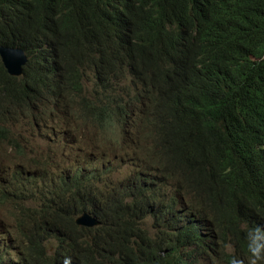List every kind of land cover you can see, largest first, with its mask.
<instances>
[{
    "label": "trees",
    "instance_id": "1",
    "mask_svg": "<svg viewBox=\"0 0 264 264\" xmlns=\"http://www.w3.org/2000/svg\"><path fill=\"white\" fill-rule=\"evenodd\" d=\"M0 44L30 58L20 79L0 61L17 156L0 264H247L264 228V0H0ZM22 122L58 123L44 141L76 154L28 157Z\"/></svg>",
    "mask_w": 264,
    "mask_h": 264
},
{
    "label": "rangeland",
    "instance_id": "2",
    "mask_svg": "<svg viewBox=\"0 0 264 264\" xmlns=\"http://www.w3.org/2000/svg\"><path fill=\"white\" fill-rule=\"evenodd\" d=\"M47 122V121H46ZM48 123V122H47ZM24 126V127H23ZM13 129L20 135L24 136L26 138L25 143V152L28 157H37V151L45 152L47 149L52 150L51 157L53 159H58L59 157L63 156H74L76 154V148L75 147H68L69 143L66 144V146H62L63 140H57L56 143H47L44 141L43 134L50 135V133L54 130L62 129V127L58 124H52L49 125L47 128L40 129L39 131L33 133L30 129H32L30 126L25 124L24 122L17 124L13 127ZM61 134V133H59ZM71 156V157H72ZM46 155L42 154L41 158H45ZM16 151L14 149H11L8 147L7 143H0V182H2L4 179L8 178L10 175L12 169L16 165ZM35 173L38 175L44 176L45 178H49L52 174V171L46 169L44 171H39L36 168L34 169ZM55 172V177L60 176L62 173L65 172V170L62 167L57 168ZM10 206L5 205L0 207V219L4 222H9L10 219ZM5 224V223H4ZM7 224V223H6ZM12 233V230L10 229L9 225H3L2 232L0 234V240L5 242L6 237ZM14 235L12 234V238ZM5 245V244H4ZM9 256H13V253H11Z\"/></svg>",
    "mask_w": 264,
    "mask_h": 264
},
{
    "label": "clouds",
    "instance_id": "3",
    "mask_svg": "<svg viewBox=\"0 0 264 264\" xmlns=\"http://www.w3.org/2000/svg\"><path fill=\"white\" fill-rule=\"evenodd\" d=\"M0 47L9 48V49H19L24 52L27 58V62L24 66H22V74L19 76H14L10 74L9 70L4 64L2 56L0 55V61L6 73L12 78H17V79L22 78L24 75V70L30 60L27 52L20 47L5 46L2 44H0ZM83 215L79 216L77 219H79L80 217H83ZM88 215H90L92 218H95V216H93L92 214H88ZM95 219L98 222L97 226H99V221L97 220V218ZM80 227L91 228L88 226H80ZM245 239L247 240V252H248L247 264H264V228L260 227L259 225H257L254 228H249L246 232ZM227 247L231 248V245H227ZM63 264H69V259L67 257L64 259ZM229 264H244V261L241 258L235 255H232L230 257Z\"/></svg>",
    "mask_w": 264,
    "mask_h": 264
},
{
    "label": "water",
    "instance_id": "4",
    "mask_svg": "<svg viewBox=\"0 0 264 264\" xmlns=\"http://www.w3.org/2000/svg\"><path fill=\"white\" fill-rule=\"evenodd\" d=\"M0 55L3 58L4 64L9 70L11 75L19 76L22 74V66L27 62V58L23 51L19 49H9L0 47ZM76 223L79 226H88L94 227L98 225V222L95 218H92L90 215H83L77 219Z\"/></svg>",
    "mask_w": 264,
    "mask_h": 264
},
{
    "label": "bare ground",
    "instance_id": "5",
    "mask_svg": "<svg viewBox=\"0 0 264 264\" xmlns=\"http://www.w3.org/2000/svg\"><path fill=\"white\" fill-rule=\"evenodd\" d=\"M64 134V133H63ZM65 139H66V142L68 141V138L67 137H64ZM209 241H210V239H209Z\"/></svg>",
    "mask_w": 264,
    "mask_h": 264
}]
</instances>
